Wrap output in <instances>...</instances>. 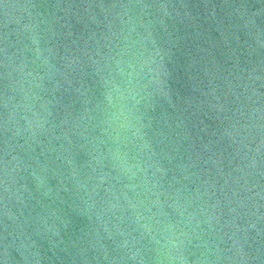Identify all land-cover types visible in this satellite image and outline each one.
<instances>
[{
	"label": "water",
	"instance_id": "water-1",
	"mask_svg": "<svg viewBox=\"0 0 264 264\" xmlns=\"http://www.w3.org/2000/svg\"><path fill=\"white\" fill-rule=\"evenodd\" d=\"M0 264H264V0H0Z\"/></svg>",
	"mask_w": 264,
	"mask_h": 264
}]
</instances>
